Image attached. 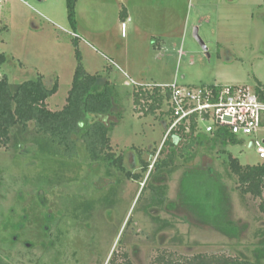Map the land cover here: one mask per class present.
<instances>
[{"label": "rangeland", "instance_id": "374dc122", "mask_svg": "<svg viewBox=\"0 0 264 264\" xmlns=\"http://www.w3.org/2000/svg\"><path fill=\"white\" fill-rule=\"evenodd\" d=\"M124 11L131 23L122 19ZM76 15L73 29L67 0H0V53L8 58L0 76L12 85L40 75L48 88L57 82L47 104L59 111L72 87L78 51L84 69L101 76V86L109 82L118 106L109 118L117 125L113 150L141 177L116 173L94 181V174L86 177L82 151V173H68H77L81 182L51 184L58 166L35 154L25 137L19 150L0 149L1 243L19 242L30 264H121L124 253L133 264H156L161 254L257 261L264 249L262 199L240 194L217 150L196 147L191 159L178 158L159 177L152 166L144 172L142 160L153 165L157 155L150 154L162 149L169 120L158 119L160 110H135L134 94L174 82L256 92L258 81L264 83V0H78ZM250 141L227 148L243 165L260 163ZM108 192L110 202L98 203L90 218L77 221L81 199L102 201Z\"/></svg>", "mask_w": 264, "mask_h": 264}, {"label": "trees", "instance_id": "16d2710c", "mask_svg": "<svg viewBox=\"0 0 264 264\" xmlns=\"http://www.w3.org/2000/svg\"><path fill=\"white\" fill-rule=\"evenodd\" d=\"M77 2L78 0H67L68 19L73 29L76 28L77 23ZM77 59L78 66L66 105L59 111H52L47 104V101L58 92L57 82L52 88H48L44 83V77L40 75L35 79L12 85L6 75L0 76V149L19 150L23 147L24 138H30L35 147L36 153H34L47 156L58 166V173L56 178L53 177L51 180V184L81 182L77 173L73 172L76 175L74 178L69 177L68 173H71L74 168L75 171L82 173L84 169L81 159L82 151L85 153L84 157L89 169L86 177L88 174H94L96 177L93 180L98 181L119 173L126 178L139 180L140 175L127 170L124 156L121 154L117 156L113 150L112 133L117 125L109 118L114 116L118 106L109 82L101 86V76L89 74L84 69L78 51ZM7 61V56L0 53V68ZM213 86L209 85V87ZM256 95L261 102H264V83L258 81ZM169 100L170 90L160 86L151 89L140 87L134 94L135 110L146 114H153L160 110L158 119L169 120L168 124L166 123V129L173 122ZM164 105H166V111L162 110ZM262 127H264V118ZM239 144H243L241 139L224 130L206 134L198 132L196 124L192 125L189 132H186L185 127L180 126L166 137L161 150H154L150 154L151 159L159 155L153 165L142 160V170L148 172L152 166L159 177L168 170L170 172L178 158L191 159L196 147H203L210 153L217 150L225 157V164L230 173L236 177L240 194L262 199L260 210L264 213V161L256 165L241 164L239 159L227 149L229 146ZM164 151H168L166 157L159 159ZM210 178L213 179L212 184L218 183L212 175ZM204 184L207 186L206 183ZM106 195L102 201L100 197L99 199L97 197L81 199L80 202H82L77 208V211H80V214L76 216L77 221L80 220V216L90 218L92 210H96L98 203L110 202L109 192ZM58 239H60L59 236ZM262 253L264 249L257 251V261L204 254L174 260L172 257L161 254L156 264H260L259 260L263 258ZM122 255L124 262L121 264H133L127 253Z\"/></svg>", "mask_w": 264, "mask_h": 264}, {"label": "built area", "instance_id": "2783aa9c", "mask_svg": "<svg viewBox=\"0 0 264 264\" xmlns=\"http://www.w3.org/2000/svg\"><path fill=\"white\" fill-rule=\"evenodd\" d=\"M170 90V111L173 122L167 129L165 139L180 126L190 131L196 124L198 132L213 134L227 131L245 143L250 138L258 160L264 161V102L256 92L238 86H183L178 82L160 86Z\"/></svg>", "mask_w": 264, "mask_h": 264}, {"label": "flooded vegetation", "instance_id": "af4514ba", "mask_svg": "<svg viewBox=\"0 0 264 264\" xmlns=\"http://www.w3.org/2000/svg\"><path fill=\"white\" fill-rule=\"evenodd\" d=\"M158 156L159 155H157L155 161L158 159ZM1 241L0 237V264H26L27 261H30V259L27 258L26 248L20 246L19 242H16L13 246H4Z\"/></svg>", "mask_w": 264, "mask_h": 264}, {"label": "crops", "instance_id": "0c3cea01", "mask_svg": "<svg viewBox=\"0 0 264 264\" xmlns=\"http://www.w3.org/2000/svg\"><path fill=\"white\" fill-rule=\"evenodd\" d=\"M124 10H126V9L124 8ZM122 13H125V14H122L121 15L122 19L124 18L129 23H131V16H130V14L128 12H125V11L122 12ZM136 31H137V33H139V31H140L139 27L136 28ZM157 45H158V47H160L162 49V45L161 46L159 44H157Z\"/></svg>", "mask_w": 264, "mask_h": 264}, {"label": "water", "instance_id": "95a60500", "mask_svg": "<svg viewBox=\"0 0 264 264\" xmlns=\"http://www.w3.org/2000/svg\"><path fill=\"white\" fill-rule=\"evenodd\" d=\"M194 35H195V38L198 40V42L203 46L204 51L207 52V48H206L205 44L202 42V40L200 39L197 30H195V34ZM183 79H185V77H183Z\"/></svg>", "mask_w": 264, "mask_h": 264}]
</instances>
